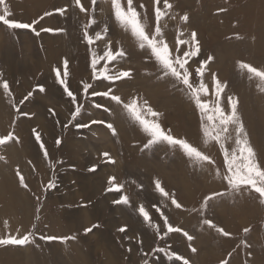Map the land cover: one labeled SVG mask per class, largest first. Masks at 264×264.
<instances>
[{
  "label": "rangeland",
  "instance_id": "1",
  "mask_svg": "<svg viewBox=\"0 0 264 264\" xmlns=\"http://www.w3.org/2000/svg\"><path fill=\"white\" fill-rule=\"evenodd\" d=\"M122 3L126 6V0ZM134 3L147 30L153 31V0ZM169 3L172 9L160 26L169 32L165 40L170 49L175 53L178 31L185 40L196 32L200 51L188 64L193 82L199 83L195 70L200 61L213 57L205 65L203 80L209 94L202 99L210 104L216 99L213 73L226 85L221 93L225 111L231 110L228 97L238 102L240 95L246 96L247 102L238 104L237 111L250 145L264 165V92L260 91L257 79H249L246 70L237 66L242 61L264 69V0ZM6 4L10 19L32 27L13 30L0 23V81L7 80L12 93L8 97L0 89V137L11 131L18 138V142L13 139L0 145V237L31 235L30 243L23 246L0 245V264H183L170 256L173 252L189 264H264V204L248 188L229 192L226 182L217 177V168L221 175L224 172L223 156L214 142L203 144L200 114L187 91L174 78H161L150 52L141 50L130 32L114 20L111 0H97L95 5L91 0H81L85 12L75 6L74 0H6ZM141 4L144 8L139 7ZM159 6L163 8V0ZM57 9L65 11L61 14ZM185 14L186 22L180 20ZM90 17L95 20L90 35L108 28L104 38L91 46L83 38V26ZM113 28L121 37L112 35ZM69 34L75 37L72 50L65 45ZM109 41L113 51L134 48L139 54L131 59L125 53L108 64L109 74L129 71V77L117 81L93 79L89 49L102 55L105 49L99 48H106ZM57 47L59 50L54 52ZM65 59L66 83L76 103L64 92L53 72L57 67L63 74ZM103 66L101 61L97 68ZM84 83L91 85L87 93ZM37 85L45 91H39ZM109 88L124 103L133 98L141 105L147 101L160 113L148 119H154L165 131L171 130L175 137L186 138L210 155L215 165L194 164L166 142L144 148L149 137L129 118L122 105L110 97L92 95ZM29 92L32 96L20 104ZM168 98V103H161ZM78 106L81 111L73 119L72 113ZM78 124L88 126L77 127ZM33 129L41 136L49 154L47 160ZM57 139L61 141L59 145ZM228 146H232L231 141ZM93 167L95 170H90ZM17 170L28 187L21 186ZM109 177L123 185L121 192L108 191ZM157 179L166 191L175 194L181 208L177 209L156 191ZM49 181L56 186L47 188ZM213 193L226 194L214 197L201 209L204 198ZM121 195L129 198L128 204L113 203ZM140 205L149 211L151 223L139 215ZM161 213L182 232L164 235ZM205 219L230 235L223 236L203 224ZM153 224L160 226L159 236ZM121 227H126V231H119ZM88 228L92 230L85 233ZM184 232L193 239L189 241ZM50 236L67 239H46Z\"/></svg>",
  "mask_w": 264,
  "mask_h": 264
},
{
  "label": "snow or ice",
  "instance_id": "2",
  "mask_svg": "<svg viewBox=\"0 0 264 264\" xmlns=\"http://www.w3.org/2000/svg\"><path fill=\"white\" fill-rule=\"evenodd\" d=\"M92 4L95 5L97 0H91ZM75 6L80 9V11H87L81 4V0H74ZM154 3V16H155V28L153 31L149 32L147 30L146 21L142 20L141 12L138 11L134 0H126V6L122 3V0H111L112 16L114 20L119 24L125 31L130 32L131 36L136 40L138 47L141 50L147 49L150 52V58L154 59L161 73V78L171 77L174 78L178 83L184 86L187 91V95L194 103L195 108L200 114V127L203 136V144L207 145L214 142L219 146V150L223 156V175L219 168L216 169V175L226 182L229 192H239L244 188H248L258 194L260 198V203L264 204V165H261L257 159L256 152L252 148L249 142L248 134L245 130L243 121L241 120L237 111V101L233 97H228V104L230 106V111H225L224 107L221 105V93L224 91L226 85L221 84L217 79L216 74H212L213 82V95L216 97L213 103H209L207 100L202 99L203 96L209 94L208 86L204 83V71L205 65L213 59L209 56L207 60L200 61V66L195 70V76L199 79V83H194L192 76L193 73L189 71V60L192 57H196L200 51L199 41L197 39L196 32H192L188 40L182 39V32L177 33L176 48L175 53L170 49L168 43L164 38L163 30L160 26V21L163 17L167 16L169 11L172 9V4L169 0H163V8L159 5L161 0H153ZM140 8H144L141 4ZM57 12L63 14L65 9H57ZM0 23L7 26L8 29H27L31 28L32 24L20 23L13 19H10V11L6 0H0ZM51 13H45V15H50ZM181 21H187V14L180 17ZM36 23V21H33ZM95 24V20L91 17L88 23L83 26V38L89 46H91L95 41H99L104 38L107 33V26L102 30V32H96L95 35L89 34V29ZM44 31H52L51 29H45ZM182 45H187V49L182 48ZM91 66L93 69L92 78L98 79L102 77L108 81H117L122 78L129 77V71H117L109 74L108 64L109 62L116 61L125 55L122 49L113 51L111 48V42L109 41L108 46L104 50L102 55H97L91 50ZM103 61L104 66L97 68V65ZM64 71L61 74V70L57 67L53 68V72L56 75V80L64 87V92L67 96L72 98V102L76 103V97L74 93L69 89L66 83V78L68 76L67 65L68 61L65 59L63 61ZM237 66L241 70H246L249 75V79H257L260 84L258 87L260 91L264 92V69H258L249 63L238 61ZM39 91L44 92L45 89L42 85H37ZM91 85L88 83L83 84V90L85 93L88 92ZM0 89L3 90L5 96L11 97L12 93L10 91V86L7 80L0 81ZM93 96L102 95L105 97H110V99L117 104H121L125 112L128 114L129 118L135 123H138L144 133L147 134L149 139L144 145V148H149L155 143L166 142L173 149H178L181 151L189 160L194 164L199 166H204V164L215 165L216 161L208 154L201 151L198 147L191 144L186 138H177L172 133L171 130L165 131L161 125L154 119L150 120L148 117H158L160 113L155 112L150 106H148L147 101H144L141 105L136 98L131 99L129 102L124 103L121 97L112 94V89L109 88L108 91L103 93L93 92ZM32 96V92H29L23 100L19 103L23 104L28 98ZM96 107H101L97 104ZM12 107L16 108L15 102H12ZM106 111L108 109H105ZM19 111V109H17ZM49 111H52L49 109ZM80 107H76L75 111L72 113L73 119L80 113ZM23 115H28L27 113H22ZM96 123V121H93ZM85 124H78L77 127H87ZM108 128L112 129L113 134H115V129L111 124L107 125ZM33 135L36 142L40 145V149L43 152L44 158L47 160L49 154L45 149L44 143L41 140L40 134L33 129ZM18 138L14 136L13 132H8L7 135L0 137V145L6 144L7 142ZM229 141L232 142V146L229 147ZM57 145L61 143L59 139L56 141ZM106 157L107 153H104ZM3 159V157H0ZM110 159V157H109ZM49 167H52L50 164ZM90 170H95L93 167ZM17 177H19V182L21 186L28 187L25 183L24 177L21 175L20 171L16 172ZM110 188L108 191L115 190L116 192H121L123 189L122 184L115 183V177H109L108 181ZM156 191L165 199L170 200L171 204L177 209L181 208L182 205L175 198L174 193H169L162 186L160 180H155ZM54 181H49L46 185L47 188L51 189L55 187ZM226 193H213L211 196H206L204 202L201 205V209L207 207L208 202L216 196L225 195ZM113 203H123L128 204L129 198L126 195H121L119 200L113 201ZM153 208L157 212L160 209L153 205ZM138 212L144 221L151 223V217L149 211L146 210L145 206L140 205L138 207ZM161 219L163 220L164 235L172 232H182V229L173 227L166 216L161 213ZM203 224L210 228H214L223 236H229L230 234L226 232L223 228L217 227L211 220L205 219L202 221ZM5 226H7V221H5ZM93 227H96L95 225ZM156 229L157 235H160V226L152 225ZM91 228L85 229V233L91 231ZM119 231H126V227H121ZM245 232L248 229H244ZM189 241L193 239L191 235L187 232L183 233ZM31 233H26L23 236H7L0 237V245H20L30 243ZM44 238V237H42ZM48 240L53 239H67V238H57V237H46ZM195 252L196 249L192 248ZM171 257H174L178 261H182L183 264H189V261L176 253H171ZM147 264V262H145ZM221 264H228L227 261H221Z\"/></svg>",
  "mask_w": 264,
  "mask_h": 264
},
{
  "label": "bare ground",
  "instance_id": "3",
  "mask_svg": "<svg viewBox=\"0 0 264 264\" xmlns=\"http://www.w3.org/2000/svg\"><path fill=\"white\" fill-rule=\"evenodd\" d=\"M117 30L116 29H111V33H112V35L115 37V36H120L121 37V35H120V33H119V35H118V33L116 32ZM163 33H164V38H168L169 37V32L167 31V30H163ZM172 38V37H171ZM255 38V37H254ZM257 41V40H256ZM75 42V37L73 36V35H68V38H67V40H66V43H65V45L67 46V44H68V48L70 49V50H72V48L74 47V43ZM122 44V43H121ZM171 46V45H170ZM100 50L102 49V50H104V49H106L105 47H100L99 48ZM124 49H126V47L124 46ZM59 50V48L57 47L55 50L53 49V51L54 52H57ZM125 53H126V55H127V57L128 58H136V55L137 54H139V51H137V50H135L134 48H128V49H126V50H123ZM145 84V83H144ZM247 98H246V96L245 95H240L239 96V100H238V102H237V107L240 105V103L241 102H243V103H245V102H247V100H246ZM170 100V98H168V99H166V100H162L161 101V103H163V104H165V103H168V101ZM177 103H179V104H181L180 102H178V101H176ZM239 104V105H238ZM247 106V105H246ZM246 110H247V108H246ZM251 118V117H250Z\"/></svg>",
  "mask_w": 264,
  "mask_h": 264
}]
</instances>
